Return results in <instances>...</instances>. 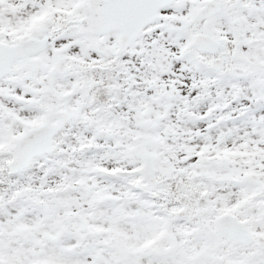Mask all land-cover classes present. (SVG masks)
Masks as SVG:
<instances>
[{
    "label": "snow or ice",
    "instance_id": "1",
    "mask_svg": "<svg viewBox=\"0 0 264 264\" xmlns=\"http://www.w3.org/2000/svg\"><path fill=\"white\" fill-rule=\"evenodd\" d=\"M0 264H264V0H0Z\"/></svg>",
    "mask_w": 264,
    "mask_h": 264
}]
</instances>
